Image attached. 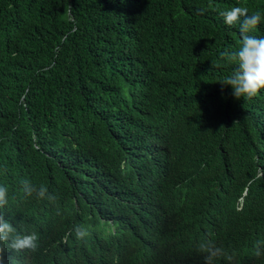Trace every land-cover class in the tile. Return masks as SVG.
Wrapping results in <instances>:
<instances>
[{
	"label": "trees",
	"instance_id": "obj_1",
	"mask_svg": "<svg viewBox=\"0 0 264 264\" xmlns=\"http://www.w3.org/2000/svg\"><path fill=\"white\" fill-rule=\"evenodd\" d=\"M224 2L264 13V0H0V182L13 197L27 166L56 197H26L40 215L0 209L38 236L35 252L6 245L5 264H205V239L231 256L215 264H264V89L221 90L237 67L221 53L240 46Z\"/></svg>",
	"mask_w": 264,
	"mask_h": 264
},
{
	"label": "clouds",
	"instance_id": "obj_2",
	"mask_svg": "<svg viewBox=\"0 0 264 264\" xmlns=\"http://www.w3.org/2000/svg\"><path fill=\"white\" fill-rule=\"evenodd\" d=\"M224 11L219 14L223 17L221 25L223 28L235 27L239 33L240 46L235 51H223L221 58L226 59L230 63L237 65L236 69L231 75L225 76L219 83L221 90L224 85L231 86L232 95L236 99L243 96H255L261 89H264V31L261 29L260 22L264 20V13L255 11L250 13L249 9L241 6V3H223ZM201 11H204L202 9ZM222 65L219 61L212 62L211 68H220ZM177 80L176 76L172 77V81ZM231 93H229V96ZM227 98V96H226ZM53 154L59 149L56 145H49ZM35 148H39L38 144L30 149V153L34 152ZM47 157L49 153L46 151ZM13 163V162H12ZM14 164V163H13ZM22 163L18 165V168ZM21 166L16 177H10V184L12 185L16 194L13 197H8V187L0 182V209H3L8 204V199L13 198L18 201L19 212L22 214H42L41 210L30 202L26 201L27 196L35 195L37 198L43 199L47 197L50 201L56 199L48 193L46 184L43 180L37 178L35 171L31 168L28 176H23ZM27 167V166H26ZM21 189V192L17 193ZM23 190V192H22ZM242 204V198L239 199V205ZM62 225L66 221L60 219ZM70 222V218H68ZM18 228V229H17ZM23 229L21 225L16 222V219L10 217L5 212H0V264H5V253L7 249L16 252L22 250H30L35 252L38 249V236L35 232L31 234H21L19 230ZM76 236L82 239L88 235L87 229L82 226H76ZM198 251L204 255L205 264H215V261L221 258L231 260V256L223 247L217 246L216 243L210 239L201 241L198 245ZM254 255L260 257L264 255V240H259L254 245Z\"/></svg>",
	"mask_w": 264,
	"mask_h": 264
},
{
	"label": "bare ground",
	"instance_id": "obj_3",
	"mask_svg": "<svg viewBox=\"0 0 264 264\" xmlns=\"http://www.w3.org/2000/svg\"><path fill=\"white\" fill-rule=\"evenodd\" d=\"M30 168L29 167H24L23 169H22V174H23V176L25 177V176H28L29 175V173H30ZM233 185V184H232ZM19 192H21V189L20 190H18V192L17 193H19ZM22 192H23V190H22Z\"/></svg>",
	"mask_w": 264,
	"mask_h": 264
}]
</instances>
